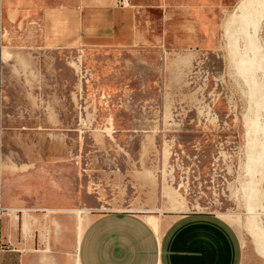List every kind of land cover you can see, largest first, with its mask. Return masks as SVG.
Segmentation results:
<instances>
[{
	"label": "rangeland",
	"instance_id": "rangeland-1",
	"mask_svg": "<svg viewBox=\"0 0 264 264\" xmlns=\"http://www.w3.org/2000/svg\"><path fill=\"white\" fill-rule=\"evenodd\" d=\"M130 1L148 6L157 0ZM239 1L218 0L213 14L208 13L217 27L212 44L205 46V33L178 29L193 17L181 14L180 0H171L167 41L189 42L161 48L151 63L138 64L139 73L127 74L122 85L106 79L117 90H100L99 64L87 78L90 89L69 90L73 73L68 63L53 69L41 61L26 62V48L6 49L0 60L1 189L30 205L39 191L60 182L76 197L72 208L92 206L95 210L65 212L69 220L54 225L65 232L62 243L71 252L90 212L130 210L147 220L156 217L160 225L165 217L202 211L233 225L243 245L242 264H264L248 229L252 216L264 229V198L253 210L259 214L251 215L243 190L252 108L246 84L229 64L224 40L226 22ZM258 34L264 49V16ZM71 64L81 69L83 86V56ZM262 93L263 100L264 87ZM263 111L258 113L259 141L264 138ZM110 114L114 122L106 125ZM59 117L72 120L37 124ZM261 191L264 195V180Z\"/></svg>",
	"mask_w": 264,
	"mask_h": 264
},
{
	"label": "crops",
	"instance_id": "crops-1",
	"mask_svg": "<svg viewBox=\"0 0 264 264\" xmlns=\"http://www.w3.org/2000/svg\"><path fill=\"white\" fill-rule=\"evenodd\" d=\"M118 1L0 0V60L6 49L12 52V48H26V62L41 61L53 69L60 63H68L73 73L69 90L90 89L87 86V80L92 79L90 71L99 64L98 76L104 80L100 90H117L106 79L120 81L122 85L127 74L139 73L138 64L151 63L161 48L185 46L189 42L186 38H178L174 44L167 41L169 19L173 15L166 7L171 0H157L148 6L132 4L130 0V5L122 6ZM217 2L180 0L176 7L193 20L178 29L205 33L204 45L210 46L217 26L213 19L208 21V13L213 14ZM81 56L83 86L81 69L71 64ZM51 79L54 84V76ZM57 86L61 90L59 83ZM1 90L0 75V98ZM52 119L53 122L37 124L67 125L69 122L65 120H72ZM112 122L114 117L110 114L106 125ZM1 184L0 161V264L243 262V245L233 225L223 216L202 211L168 216L160 225L156 217L147 220L130 210L90 212L84 229L78 230L71 252L62 243L65 232L55 230L54 225L69 220L65 212L95 210L92 206L72 208L76 197L60 182H52L50 190L39 191L37 200L30 205L14 199L8 190L1 189ZM47 217L50 220L46 224Z\"/></svg>",
	"mask_w": 264,
	"mask_h": 264
},
{
	"label": "bare ground",
	"instance_id": "bare-ground-1",
	"mask_svg": "<svg viewBox=\"0 0 264 264\" xmlns=\"http://www.w3.org/2000/svg\"><path fill=\"white\" fill-rule=\"evenodd\" d=\"M235 8L226 22L224 37L229 64L246 84L249 108H252L253 115L246 122L245 171L248 178L247 182H244L243 190L251 215H255L259 213L253 210L262 205L261 198L262 196L264 198L261 191V183L264 180V141H262L264 138L260 141L258 138V133L261 134L258 113L264 108L262 102L264 83L260 80L261 77L264 78V49L258 34L264 16V0H241ZM262 132L264 133V129ZM257 171L258 177L255 176ZM260 222L252 216L248 222V229L264 255V229Z\"/></svg>",
	"mask_w": 264,
	"mask_h": 264
},
{
	"label": "built area",
	"instance_id": "built-area-1",
	"mask_svg": "<svg viewBox=\"0 0 264 264\" xmlns=\"http://www.w3.org/2000/svg\"><path fill=\"white\" fill-rule=\"evenodd\" d=\"M118 3L122 6L130 5L129 0H119Z\"/></svg>",
	"mask_w": 264,
	"mask_h": 264
}]
</instances>
